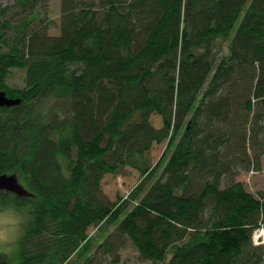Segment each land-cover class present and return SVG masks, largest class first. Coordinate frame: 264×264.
I'll return each instance as SVG.
<instances>
[{
  "label": "trees",
  "instance_id": "trees-1",
  "mask_svg": "<svg viewBox=\"0 0 264 264\" xmlns=\"http://www.w3.org/2000/svg\"><path fill=\"white\" fill-rule=\"evenodd\" d=\"M13 3L0 90L21 104L0 108V176L28 195L0 202L28 207L20 264H116L128 246L263 264L264 191L237 179L264 157V0H61L55 36L50 0ZM126 169L140 181L113 201L104 180Z\"/></svg>",
  "mask_w": 264,
  "mask_h": 264
},
{
  "label": "rangeland",
  "instance_id": "rangeland-1",
  "mask_svg": "<svg viewBox=\"0 0 264 264\" xmlns=\"http://www.w3.org/2000/svg\"><path fill=\"white\" fill-rule=\"evenodd\" d=\"M0 4L4 7L12 6L13 0H0ZM60 10H61V0H50L49 9L47 12L48 22H53V26L50 30L51 35L59 34V24H60ZM224 48L227 49L228 42L222 43ZM21 72H17L13 78L14 83L21 82ZM157 125L160 124L158 118L154 119ZM165 151V144L160 145L155 148L152 153L154 162H157ZM140 173L132 169H126L125 172L118 176H108L104 180L103 189L107 196L115 201L119 197H126L139 183ZM238 181L243 182L248 190L252 193L257 194L259 191H264V157L262 158L261 170L251 171V172H241L238 176ZM114 229V227H113ZM112 229V230H113ZM95 233L94 229L90 230V234ZM254 242L257 245L264 244V228L257 231L254 235ZM119 262L116 264H153L151 262L142 261L139 258L138 252L132 247L128 246L123 249L119 256H117ZM114 260V257H106L105 261L108 264L110 261ZM0 264H20L19 258V241L14 246V251L11 253L0 252ZM264 264V263H263Z\"/></svg>",
  "mask_w": 264,
  "mask_h": 264
},
{
  "label": "clouds",
  "instance_id": "clouds-1",
  "mask_svg": "<svg viewBox=\"0 0 264 264\" xmlns=\"http://www.w3.org/2000/svg\"><path fill=\"white\" fill-rule=\"evenodd\" d=\"M28 207L14 201L0 202V252L11 253L28 223Z\"/></svg>",
  "mask_w": 264,
  "mask_h": 264
},
{
  "label": "water",
  "instance_id": "water-1",
  "mask_svg": "<svg viewBox=\"0 0 264 264\" xmlns=\"http://www.w3.org/2000/svg\"><path fill=\"white\" fill-rule=\"evenodd\" d=\"M1 29V26H0ZM21 104L19 99H11L6 92L0 90V108L13 107ZM0 191H9L19 196H27L28 193L22 185L19 184L15 176H0Z\"/></svg>",
  "mask_w": 264,
  "mask_h": 264
}]
</instances>
